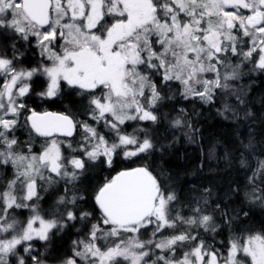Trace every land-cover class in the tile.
Listing matches in <instances>:
<instances>
[{"label":"snow or ice","instance_id":"obj_1","mask_svg":"<svg viewBox=\"0 0 264 264\" xmlns=\"http://www.w3.org/2000/svg\"><path fill=\"white\" fill-rule=\"evenodd\" d=\"M21 47L36 50L34 66ZM248 65L264 73V0H0V169L12 170L0 179V264H47L53 236L77 221L72 254L60 264H264V227L237 234L241 214L248 216L243 207L214 202L210 188L195 185L181 199L166 170L151 162L167 147L157 149L152 134L162 120L187 128L192 142L199 131L185 107L163 112L165 101H191L197 115L196 102L219 99L225 120L252 118L246 93L234 86ZM65 86L87 97L86 119L70 108L31 106L33 96L54 101ZM129 122L136 125L130 132ZM24 128L29 140L22 142L16 133ZM33 132L45 138L39 152ZM256 147L250 132L239 145L241 169ZM119 155L144 159L106 180L94 209H83L79 182L92 164L111 168ZM61 185L42 207L41 193ZM244 198L264 208V159L256 158ZM18 210L28 211L25 220ZM225 229L226 249L215 242Z\"/></svg>","mask_w":264,"mask_h":264},{"label":"trees","instance_id":"obj_2","mask_svg":"<svg viewBox=\"0 0 264 264\" xmlns=\"http://www.w3.org/2000/svg\"><path fill=\"white\" fill-rule=\"evenodd\" d=\"M20 50L25 52L24 63L29 67L34 66L37 58H39L36 50L34 48L26 50L23 47ZM250 68L251 65H248L242 69L244 75L234 82V86L242 88L246 93L248 103L244 110L250 109L254 114L252 118L225 120L217 114V109L221 107L219 99L212 105H201L196 102L197 115H192L193 102L191 101L181 99L165 101L162 107L163 112H169L170 108L185 107L189 112L194 128L199 131L194 134V142H192L189 136L184 135V133L189 132L187 128L173 129L169 127L166 121L162 120L160 124L153 127L152 134L155 137L157 149L162 144L167 145V147L162 152L156 151L151 156L152 168L157 172L161 168L166 170L170 177L169 183L177 188L181 199H185L186 194H190V188L195 185L197 188H210L212 191L211 200L214 202L227 204L232 209L243 207L248 212V216L244 217L241 214L237 224V234L243 232L245 236L249 231L254 234L264 227V208L258 204L250 205L244 198L247 177L252 174V169L256 167V158L264 159V155L261 154L264 151V73L250 72ZM43 82V77L37 79L36 91L40 90ZM86 103L87 97L81 100L75 91L66 86L64 94L59 98H54V101L43 102L35 96L30 101L31 106L36 111L65 112L66 109L70 108L73 112H79L81 119L87 118L83 111ZM175 114L174 111L171 112L169 119ZM241 117H243V112H241ZM89 122L91 123V121ZM135 126L134 122H129L126 130L130 132ZM143 126L148 127L150 125L144 124ZM78 132L75 134L76 140L79 139ZM250 132L253 134L257 147L254 153H245L250 162V167L241 169L239 145L241 141L248 142ZM16 135L22 142L29 140V130L26 128L18 130ZM189 135L193 134L190 133ZM31 136L34 138V151L39 152L41 147L37 146L36 143H42L45 138L34 133H31ZM226 153L229 154L228 159H225ZM143 159V156L125 159L119 155L114 158L111 168L104 165L102 161L92 164L78 184L81 189L80 194L85 197L84 200L80 201V206L86 210H93L95 207L93 202L95 190L117 172L139 166ZM201 163H203L202 169L200 168ZM5 168L10 172L12 171L10 167L6 166ZM236 186L241 189L239 195L231 191ZM62 191L63 185L47 194L42 192L41 195L44 199L41 201V206L48 208ZM18 211L23 213L26 210ZM80 227L81 225L77 221L74 227L70 226L65 232L53 236L49 251L45 253L47 264H60V260L66 259L72 254L71 242L77 239L76 229ZM227 240V229L215 237L217 245L223 243L225 249ZM36 247L39 252L45 251L43 242L37 241ZM52 256L57 259H51Z\"/></svg>","mask_w":264,"mask_h":264},{"label":"rangeland","instance_id":"obj_3","mask_svg":"<svg viewBox=\"0 0 264 264\" xmlns=\"http://www.w3.org/2000/svg\"><path fill=\"white\" fill-rule=\"evenodd\" d=\"M27 59H28V57H27ZM40 59V57L39 58H37V61ZM44 79V78H43ZM78 134H79V132H78ZM54 138H56V139H59V140H64V139H66V138H61V137H54ZM79 140V139H78ZM43 142H44V140L42 141V143H36V145L37 146H39V147H41V145L43 144ZM40 150H41V148H40ZM9 178H11V172H10V170H7L5 167L3 168V169H0V179H2V180H4V181H6L7 179H9ZM28 211L26 210V211H24L23 213L21 212V211H18V215H19V217L22 219V220H25L26 219V217L28 216ZM149 231H150V229H149ZM145 235H147V234H145ZM40 242V241H39ZM241 255H243L242 253H241ZM247 259V264H250V258H246Z\"/></svg>","mask_w":264,"mask_h":264},{"label":"water","instance_id":"obj_4","mask_svg":"<svg viewBox=\"0 0 264 264\" xmlns=\"http://www.w3.org/2000/svg\"><path fill=\"white\" fill-rule=\"evenodd\" d=\"M44 111H48V112H53V113H61L58 111H53V110H44ZM44 111H37V112H44ZM34 133V132H33ZM35 134V133H34ZM37 135V134H35ZM38 136V135H37ZM40 137V136H39ZM53 137H61V138H65L64 136H62L60 133H53ZM44 138V137H41ZM116 175V174H115Z\"/></svg>","mask_w":264,"mask_h":264}]
</instances>
